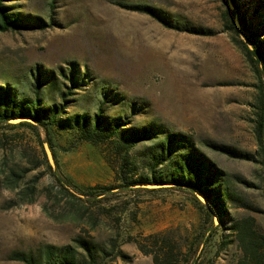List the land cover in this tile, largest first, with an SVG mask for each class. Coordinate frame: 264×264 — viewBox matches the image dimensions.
Instances as JSON below:
<instances>
[{"label":"rangeland","instance_id":"obj_1","mask_svg":"<svg viewBox=\"0 0 264 264\" xmlns=\"http://www.w3.org/2000/svg\"><path fill=\"white\" fill-rule=\"evenodd\" d=\"M237 1L246 18L262 25L264 37V0ZM226 4L10 0L35 26L0 33V86L19 97L63 103L66 117L93 116L102 107L107 118L125 117L127 128L189 136L223 173L231 195L225 227L253 217L264 232V168L254 130L259 82L236 35L225 30ZM149 9L156 17L142 12ZM41 139L45 144L43 132ZM52 142V169L77 198L59 188L29 131L0 129V264H25L17 254L36 258L46 245L81 253L78 239L97 245V264H153L137 246L145 237L172 231L185 244L199 229L202 214L180 190L121 191L110 143L82 142L73 130H54ZM148 145L130 152L134 178L149 175ZM85 187L115 195L89 202L77 191ZM222 233L228 232L217 230L203 259L214 258ZM239 254L228 244L214 264H231Z\"/></svg>","mask_w":264,"mask_h":264},{"label":"trees","instance_id":"obj_2","mask_svg":"<svg viewBox=\"0 0 264 264\" xmlns=\"http://www.w3.org/2000/svg\"><path fill=\"white\" fill-rule=\"evenodd\" d=\"M222 1L225 4L229 1L232 5L226 4L225 30L236 35V42L252 63L253 71L259 82L260 96L258 111L255 113L257 117L254 130L258 154L260 153L259 162L264 168V37L262 25L255 24L253 19L246 18L237 0ZM8 2L10 0H0V33L18 32L35 24L14 12ZM142 12L156 17L154 11L150 9L142 10ZM245 41L251 45V48ZM70 82L74 84L77 81L71 79ZM67 95L62 96L64 103ZM66 114V107L63 103H44L39 96L19 97L9 87L0 86V129H25L34 136L42 150L41 133L43 132L53 155L52 132L73 130L82 142L93 145L111 144V155L113 154L111 167L115 178L120 182L121 191L135 193L149 190L132 189L133 186L167 185L188 194L193 206L202 214L201 225L193 236L185 239V244L177 242L172 231L145 237L144 241L138 243L137 246L144 255L151 256L153 264H214L215 258L219 256L223 248L234 243L240 254L231 264H264L263 230L256 229V220L253 217L234 220L228 229L225 227L228 215L226 204L231 199V195L224 183L223 173L196 149L189 136L169 132L159 135L155 129L150 127L127 128L129 122L125 117L107 118L102 107L93 116L83 114L66 117ZM20 118L29 121L9 123L10 120ZM144 143H149L145 148L149 159V175L134 178L137 163L132 160L130 152ZM43 155L45 158V152ZM46 164L59 188L72 198H77L67 188L70 183L52 169L47 158ZM160 167L163 168L162 171L158 170ZM77 191L87 197L89 202L98 201L97 197L100 195H103L104 199L115 195L103 189L97 190V187H85ZM196 195L202 196L215 209L219 217L218 225L214 224L213 214ZM218 229L227 230L228 235L222 233L214 258L205 260L203 259L204 250ZM76 242L82 250L81 253H77L76 249L71 246L46 245L36 258L21 253L16 255V259L25 264H97V245L83 239H78Z\"/></svg>","mask_w":264,"mask_h":264},{"label":"water","instance_id":"obj_3","mask_svg":"<svg viewBox=\"0 0 264 264\" xmlns=\"http://www.w3.org/2000/svg\"><path fill=\"white\" fill-rule=\"evenodd\" d=\"M245 43L247 44V46L249 48H251V45L247 41H245ZM22 121H29V120L28 119H25V118H20V119L10 120L9 123H11V124H17V123L22 122ZM43 149H44V152H45V155H46V158H47V161H48L49 165L51 167H53L54 166L53 155H52V152H51V150H50V148H49V146H48L47 143L43 144ZM142 187L155 188L157 186H154V185H144ZM196 196L199 199V201L202 204H204L211 211V213L213 214L214 224L215 225H218V223H219V217H218L215 209L212 207V205L207 200H205L202 196H200V195H196Z\"/></svg>","mask_w":264,"mask_h":264}]
</instances>
